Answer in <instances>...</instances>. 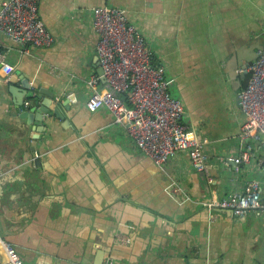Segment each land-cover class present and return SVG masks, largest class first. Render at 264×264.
Instances as JSON below:
<instances>
[{
    "label": "crops",
    "instance_id": "crops-1",
    "mask_svg": "<svg viewBox=\"0 0 264 264\" xmlns=\"http://www.w3.org/2000/svg\"><path fill=\"white\" fill-rule=\"evenodd\" d=\"M37 1L50 45L25 51L0 32V61L13 66L6 73L0 62V236L24 264H93L108 254L101 264H264V213L203 204L264 178L254 158L238 170L230 161L246 120L236 69L264 45V0ZM98 5L124 9L164 66L208 155L205 170L186 150L156 164L107 108H86L100 69ZM25 82L53 92L41 121L21 116L34 100ZM96 87L108 85L100 77ZM39 94L37 107L47 96ZM255 147L264 153V142Z\"/></svg>",
    "mask_w": 264,
    "mask_h": 264
},
{
    "label": "built area",
    "instance_id": "built-area-1",
    "mask_svg": "<svg viewBox=\"0 0 264 264\" xmlns=\"http://www.w3.org/2000/svg\"><path fill=\"white\" fill-rule=\"evenodd\" d=\"M92 12L102 73L88 79L92 91L85 101L86 108L90 111L102 106L107 108L115 121L124 123L135 144L156 164L162 165L178 150H186L193 168L205 170L208 155L203 143L189 134L182 118L183 103L170 93L165 68L151 60V50L140 30L128 21L125 10L120 7L98 5ZM0 32L22 44L25 51L29 46H48L54 39L40 19L37 0H1ZM0 62L6 73L13 69L12 65ZM236 71L245 75L237 100L246 120L238 133L240 153L230 159L234 160L235 170L252 158L264 168V153L258 155L255 147L264 142V45ZM100 77L108 85L102 90L96 87ZM220 159L227 161V157ZM263 189L264 178L262 181L251 178L245 191L233 190L203 204L208 208L229 209L238 216L252 209L264 213L260 198ZM0 251L3 255L0 264H24L15 247L1 236ZM103 264H112V261Z\"/></svg>",
    "mask_w": 264,
    "mask_h": 264
},
{
    "label": "water",
    "instance_id": "water-1",
    "mask_svg": "<svg viewBox=\"0 0 264 264\" xmlns=\"http://www.w3.org/2000/svg\"><path fill=\"white\" fill-rule=\"evenodd\" d=\"M261 47H263V45L260 44V45H258L256 47V49L261 48ZM255 56H256V53L252 57L246 58L245 61H249V60L253 59ZM241 63H242V61H241ZM241 63H240V65H241ZM101 73H102V70L100 68L99 69V74H101ZM237 76L239 77L238 78L239 79L238 80V83H241V80L244 79L245 75L243 73H240V74L237 73ZM23 85H24V87L26 89V91H24V95H26L27 97L34 98V100H33V105H31L28 108V110L23 111L22 114H21V116L26 119V122L27 123L28 122L31 123L33 120H35V121H41L42 118H43L44 113L48 111V106L47 105H48L49 101H51L54 98L53 92L52 91H50V92L49 91H46L42 87L38 88V92L39 93H46L47 96H46V98H43L41 100V104L37 107L38 99L40 97V94L37 93V92L35 93V91H33L34 86H31L30 84H28L26 82ZM22 90H24V89H22ZM230 161L234 163V160L233 159H230ZM110 257H112V255H110V254H108L107 256H105L103 258L98 257L94 261L93 264H101L104 260L109 259Z\"/></svg>",
    "mask_w": 264,
    "mask_h": 264
},
{
    "label": "trees",
    "instance_id": "trees-1",
    "mask_svg": "<svg viewBox=\"0 0 264 264\" xmlns=\"http://www.w3.org/2000/svg\"><path fill=\"white\" fill-rule=\"evenodd\" d=\"M245 83V80H243L242 84Z\"/></svg>",
    "mask_w": 264,
    "mask_h": 264
}]
</instances>
